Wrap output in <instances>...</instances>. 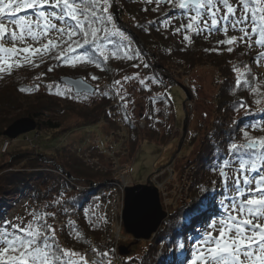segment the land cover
<instances>
[{
  "label": "snow or ice",
  "instance_id": "obj_1",
  "mask_svg": "<svg viewBox=\"0 0 264 264\" xmlns=\"http://www.w3.org/2000/svg\"><path fill=\"white\" fill-rule=\"evenodd\" d=\"M146 2L151 4L153 0ZM165 2L174 11L182 10L183 18L188 21L173 31L176 35L183 30L182 42L186 46L192 43V34H205L207 38L208 35L222 33L225 39L218 41L216 48L205 51L219 52L218 46L226 45L231 53L238 40L236 36L228 37L231 29L241 33L239 42H246L249 49L253 46V37L255 45L264 49V0H238L239 7L231 0H156L157 6L152 10L158 11ZM115 3L116 0H0V79L12 75L14 69L23 67L25 63L38 67L35 61L42 63L46 56L73 68L78 63L92 64L104 71L109 60L106 50L113 57L138 61L132 65L135 68L141 65L149 68L142 51L133 47L132 38L115 22L111 11ZM28 9L33 11V16L21 15ZM176 18L173 16L166 20L164 27L170 26ZM6 23L13 25V29L6 27ZM117 39L120 41L118 44ZM42 40L47 42L41 43V47L32 46L31 42ZM26 42L28 46L18 47V44ZM9 43L11 46L6 47ZM78 50H83L82 55H75ZM259 55L264 57V51ZM233 71L239 72L240 69L234 67ZM135 78L125 76L123 79ZM92 79L97 80L98 77L92 76ZM148 79L153 84L161 82L155 77ZM114 83L120 85L121 81ZM139 83L146 87L144 79ZM240 83L237 78L236 84ZM19 90L32 91L23 87ZM56 95L63 96L64 92L58 91ZM102 95L108 96L109 93L103 92ZM126 95L116 90L120 101L124 102ZM157 99L164 98L157 97L152 103L155 104ZM122 107L126 110L127 103H122ZM243 107L245 105L241 103L237 110ZM124 118L128 119L126 111ZM258 123L254 121L248 127L259 130ZM235 131L233 129V135L229 136L226 154L214 136L210 137L217 161L210 167L218 171L222 180V199L219 201L222 212L216 213L218 221L208 222V210L210 206L215 207L214 203L202 201L191 210L188 220H204L206 227L197 235L187 254L183 252L187 245L177 241V247L185 256L179 264H264V137L252 138L245 130L242 133L244 142L238 144L233 138ZM201 191L206 189L201 188ZM60 203L59 199L53 201L55 205ZM49 207L45 204L43 210L33 211L32 219L26 224L20 218H17L19 222L0 220V264H111L114 250L101 251L92 247L89 257L64 248L59 243L57 229L49 223V219L54 220L57 215L47 211ZM62 211L68 213L69 209L63 208ZM68 224L73 225V221L69 220ZM72 230L77 240L82 239L75 226Z\"/></svg>",
  "mask_w": 264,
  "mask_h": 264
},
{
  "label": "rangeland",
  "instance_id": "obj_2",
  "mask_svg": "<svg viewBox=\"0 0 264 264\" xmlns=\"http://www.w3.org/2000/svg\"><path fill=\"white\" fill-rule=\"evenodd\" d=\"M118 9L119 6L114 5L111 10L114 20L122 30H127L129 20L122 18L121 12ZM21 15L33 16L30 11L22 12ZM6 27L13 29L14 26L6 23ZM228 34L229 37L236 36L238 40L241 35L239 31H232L231 29ZM253 38V44L255 45V37ZM214 40V38H211L212 43ZM44 41L28 42H31L33 47H41V43H45ZM28 42L24 45L18 44V47H26L28 46ZM240 44L242 47L245 46L250 53L253 51V49L247 47V43ZM5 46L10 47L11 44L9 43ZM255 46L259 49V53L264 51L259 46ZM250 55L248 57L253 58V65H248L249 70L255 75L262 76L264 74V57H261L259 54L256 57L255 54ZM48 60L47 56L42 63L36 60L35 63L39 64L38 68L25 63L23 67L14 69L13 72L16 73L14 75L16 76L15 78L21 77L20 80L22 82L25 80L31 82L32 80L33 85H35L33 88L31 87V95H24V98L19 102L21 109L17 111V115H20V118H27L22 117L25 111L36 109L42 103L43 106L40 110L42 111V121L60 123L61 128L55 134L43 130V133L41 132L38 135L39 140L42 141H37L36 147L26 146L24 143L16 141L17 139L10 140L5 137L4 139L6 140L0 139V153H4L7 145L9 148L15 147L10 152L11 156L0 157V176L5 174L4 169L10 162L18 164L16 168L28 169L29 164L20 158L24 159L34 154L39 161L38 164L43 166V173L47 177L46 183L49 186L52 184V180L58 177H65L67 173L62 165L64 162L63 158H59L54 154L57 149L75 164L99 175L94 181L72 178L69 174H67V179L71 180L74 187L76 186V191L81 193L92 192L87 197L89 201L93 199L94 204L92 205V202H90L86 208L89 209L97 204L99 205L98 208L95 207L93 210L91 220L93 223L95 222L97 227L102 226L100 227L102 232L101 236L97 237V244L95 243L90 249L92 247L97 248L99 245L104 246L107 242L112 243V250L114 251L111 264H128V261L124 262L126 259L129 261L131 259L137 260L146 255L145 253L149 248L155 246V239L161 234L162 230L165 231L167 229L163 225L164 223L161 224L149 240H135L131 235L126 234L121 220L126 188L135 185H145L148 181L158 191L161 208L167 213V218L164 221L167 222L169 216L174 211L186 209L190 204L189 198L193 189L192 185L209 184L212 188V199L216 197V204L214 203V205H218L219 212H222L219 201L222 199L223 188L218 171L209 173V169H200L195 160L203 135L210 130L215 121L223 117L218 112L216 103V96L219 93L220 87H222V80L218 77L216 69L209 64V60H205L207 64L191 70L188 74H184L182 78H173L172 84H167L166 93L170 97L173 109V114L169 115L166 121L170 125V137L167 141L166 139L161 140L157 138L153 143H138L139 149L134 158L131 159L127 157V144L125 138L123 139L128 130L124 128V114L120 101H115L114 99L105 108L106 114H99V120L96 123L87 127L79 126L82 123V114L80 113H88L92 107L100 102L102 93L106 92L107 86L105 80L96 81L92 79V76H89V80V77L79 78L91 85L94 88V92L93 94L76 96L72 94L73 89L58 83L63 77L73 78L70 76V73H61L57 76L55 84L46 80V75L42 73V70L50 65L47 64ZM245 62V64L248 63V61ZM130 76H135L136 78L128 81L122 80L123 82L119 85V89L122 95L127 94L128 102L131 104L127 102V109L125 110L128 112V118L131 119L133 125L135 124L138 132H142L146 129V121L142 119V113L146 114V111H144L146 98L143 94L139 93V90H141L139 73ZM9 77L12 76L5 75L3 79L9 81ZM145 84L147 88H150L152 85L151 81L147 78ZM68 89H71V91H67ZM58 91L64 92V95H56ZM156 109L159 110V108ZM248 111L250 110H245L239 114L237 116L238 120L240 121V119L246 117V112ZM35 122L37 123V120ZM256 122H259L258 125L261 129H264V116ZM184 124L186 126L185 134H183ZM245 130L249 134L253 132L258 134L260 132L259 130L254 131V129L249 128L244 123L240 124L236 133V143H242V133ZM35 132L36 130L26 134V136L31 139L35 137V134H33ZM140 138L142 140L143 136H140ZM17 159L21 161H16ZM9 171L12 170L8 168L6 172ZM229 174L232 175L233 173L230 171ZM45 187L43 185L44 189H46ZM56 189L57 187L48 193L45 204L49 205L55 201ZM0 207H2L0 220L19 222L17 218H20L25 224L32 219L31 213L34 211V208H31L27 192H23L22 195L12 198L2 196L0 198ZM213 209L214 207H209V210ZM218 219V215L215 214L211 218V221H218ZM201 221L203 222H201L199 233L206 227V222L204 220ZM49 223H52L57 228V235L60 228H64L63 224H67L65 220L59 219L57 215L54 220L50 218ZM194 223L196 221H189L188 217L185 220L182 219L181 228L183 230L173 233V237L179 232L182 233V237L186 236L182 240L187 245L186 250H183L185 254L188 253L193 244L192 237H188L187 231H191V234L194 235L192 229ZM77 228L84 234L83 228L80 225L77 224ZM195 232L197 233L198 230H195ZM217 234L213 233V235ZM87 236L84 235V237ZM59 241L62 240L59 239ZM62 243L64 244V242ZM68 245L71 246L68 247L69 250L91 257V251L80 250L74 243L69 244L67 242ZM158 248H160V245H158ZM121 252L125 254L122 255ZM178 253L182 254V251L178 249ZM170 256H172V253L168 252L166 257L170 259Z\"/></svg>",
  "mask_w": 264,
  "mask_h": 264
},
{
  "label": "trees",
  "instance_id": "obj_3",
  "mask_svg": "<svg viewBox=\"0 0 264 264\" xmlns=\"http://www.w3.org/2000/svg\"><path fill=\"white\" fill-rule=\"evenodd\" d=\"M231 2L239 7L238 0H231ZM115 6H119L118 11L121 12V17L129 20L127 30L124 31H127L126 33L132 38L133 47L139 48L142 51L150 67L144 68L143 65H141L139 68H135L132 65L138 63V61H127L113 57L111 52L106 50L105 54L109 56V60L104 66V71L97 69L92 64L78 63L77 66L73 68L69 65H65L63 61H56L49 58L47 64L50 65L42 70V73L46 75V80L55 84L57 76L66 72V74L70 73V76L73 78L96 76L98 77L96 81L105 80L107 86L106 92H108L109 95H103V100H100V102L92 107L88 113H80L82 114V123H80L81 125L79 124L80 127H87L88 125L96 123L99 120V114H106L105 108H107L114 99L115 101H120L116 96V90L120 87L114 83L116 80H120L122 83L125 81L123 79L125 76L139 73V77L145 81L146 78L148 79L149 77H155L158 81H161L156 84L152 83L150 88L144 85L140 86L141 90H139V93L143 94L146 98V107L144 109L146 114L142 113V119L146 121V129L144 131L138 132L135 124L133 125V123H131V119L128 118L126 120L123 117L125 121L124 128L128 130L123 139L125 138L127 144V157L131 159L134 158L139 149L138 143H153L157 138L161 140L166 139L167 141L170 137V125H168L166 121L169 118L168 116L173 114V109L172 103L166 93L168 88L167 84H172L173 78H182L184 74H188L191 70L207 64L205 60H209V64L216 69L218 77L222 80V87H220L219 93L216 96V103L217 110L223 117L215 121L210 130L203 135V139L199 143V150L195 160L200 169H209V173L215 172L210 167L217 163L215 160L213 142L210 137L214 136L216 143L219 144L222 152L226 154L230 144L229 136L233 135V129H236L233 136L235 140L240 124L244 123L246 126H249L254 121L256 122L264 116V74L262 76L255 75L249 70L250 68L248 66L253 65V58L248 57V55L251 54L250 56H252L255 54L256 57V55L259 54V49L253 44L251 48L253 51L250 53L247 51L248 49H246L245 46L242 47L240 44L241 42L237 40V46L234 47L231 53L227 51L226 45H219V52L205 51V49L216 48L217 42L225 39V35L222 33L208 35L207 38L205 34L199 36L192 34V43L186 46L185 43L182 42L183 30L181 34L176 35H173V31L174 28L180 27L181 23L186 25L188 21L183 18L184 13L182 10L174 11L166 2L160 5L158 11L152 10L157 6L156 0H153L151 4H148L146 0H116ZM26 11H30L33 15L31 9ZM222 14L223 13H221V15ZM173 16L177 18L172 20L170 26L165 28V21L172 19ZM142 29H147V31H143ZM157 29H159V31ZM227 35L229 37V34ZM211 38L215 39L213 43ZM44 42L46 43L47 41L45 40ZM116 43L118 44L120 41L117 39ZM181 49L184 50L182 51ZM82 51L83 50H78L75 55H82ZM245 61H248V63L245 64ZM245 66L248 68L247 72H245ZM234 67L239 68L240 71H233ZM49 68L52 70L49 71ZM14 75H16V73L13 72L11 75L12 77L8 78L10 79L9 81H5L4 79L0 80V139L2 140H6L3 137V132L14 121L21 117L17 115V111L21 109L19 102L24 98V95H31L32 93V91L21 92L19 89L22 87L26 89L30 87L31 89V87L33 88L35 86L32 80L31 82L27 80L22 82L20 80L21 77L15 78L16 76ZM237 78L241 81L240 85L236 84ZM89 79L90 77L88 80ZM157 97H163L164 99H157V102L153 104V99ZM128 101L126 95V100L124 102L120 101V103L122 105V103H127ZM241 103L244 104L245 107L237 110ZM128 104L130 103L128 102ZM42 106L41 103L36 109L25 111L22 116L37 120V129L36 132L33 133L35 137L29 139L24 135L17 138L16 141H20L26 146L30 145L31 147H36L37 141H42L39 140L38 135L41 132L43 133V130L55 134L61 128L60 123L42 121V111H40ZM156 108H159V110ZM245 110L250 111L246 112V117H243L239 121L237 116ZM123 114H125L124 108ZM258 127L260 132L258 134L255 132L250 133V137L255 139L264 137V129H261L259 125ZM254 131L258 130L254 129ZM140 136H143L142 140L144 141L141 140ZM241 142H244L243 136ZM14 148L15 147L9 148L7 145L4 153H0V157L4 158L6 156H11L10 152H12ZM54 154L59 158H63L64 162L62 165L67 171L65 177L55 178L52 180V184L48 186L46 183L47 177L43 173V166L38 164V159L34 154H31V156L29 155L24 159L20 158L23 161L25 160V163L29 164L28 169L16 168L18 164H13L14 162H10L4 169L5 174L0 176V198L2 196L12 198L22 195L23 192H27L31 208H34V211H38L43 210V204L45 205L48 193L57 187V194L54 200L59 199L61 203L60 205H55L53 203L49 204L50 207L47 211L56 212L59 219L62 218L67 223L63 224L64 228H60L59 230L57 237L62 240L59 241V243L66 249L71 247L69 245L67 246L68 242L69 244L74 243L80 250L91 251L90 247L95 243L97 244V237L101 236L102 232L100 228L102 226L97 227L95 222L93 223L91 220L95 206L89 209L86 208L90 202H92V205L94 204V200L91 199V201H89L88 198L89 194L92 192L88 191L81 193L76 191V186L74 187L71 180L67 179V174L72 178L87 181H94L99 175L75 164L70 158H66L65 155L61 154L58 149ZM8 168L12 171L6 172ZM43 185L46 186V189L43 188ZM192 188L189 198L190 204L186 209L174 211L173 214L169 216L167 222L163 221L164 224H162L165 225L167 229L165 231L162 230L161 234L155 239V246L149 248L145 253L146 255L141 258L137 260L131 259L130 261L126 259L124 262L128 261V264H130V262L131 264H179V262L185 258L182 256L184 254L178 253L179 248L177 247V241H182L183 238H186V236L182 237V233H180L183 230V228H181V220L187 219L191 210L197 208L202 201L206 203L210 201L216 204V197L213 199L211 197L212 188L209 184H194ZM201 188L206 189V191H201ZM63 208H68L69 212L64 213L62 211ZM217 210L218 205H215L213 210H208V217H213L214 213H217ZM0 211L2 212V207H0ZM86 212L88 213L87 216L85 215ZM69 220L73 221V225L68 224ZM201 222L203 221L197 220L196 223L192 225L194 235L191 234V231H187L188 237H192L193 242L199 234ZM77 224L83 228L84 232V234H82L79 231L82 234V239L80 240H77L72 230L73 226H75L76 229L79 228H77ZM195 230H198V232L196 233ZM175 231H180L176 234L177 237L176 235L173 237ZM84 235L88 236L84 237ZM62 242H64V244ZM158 245H160V248H158ZM97 248L101 251L112 250L113 245L107 242L106 245H99ZM168 252L172 253L170 259L166 257ZM189 252L190 250H188V253Z\"/></svg>",
  "mask_w": 264,
  "mask_h": 264
},
{
  "label": "water",
  "instance_id": "obj_4",
  "mask_svg": "<svg viewBox=\"0 0 264 264\" xmlns=\"http://www.w3.org/2000/svg\"><path fill=\"white\" fill-rule=\"evenodd\" d=\"M58 83L73 89L77 94L94 92L91 85L79 78L63 77ZM36 129L37 124L34 119L20 118L3 132V137L15 140ZM185 133L184 124L183 134ZM166 218L167 213L161 208L158 191L148 181L145 185H135L125 189L121 220L126 234L131 235L135 240H149ZM121 254L125 253L121 252Z\"/></svg>",
  "mask_w": 264,
  "mask_h": 264
},
{
  "label": "bare ground",
  "instance_id": "obj_5",
  "mask_svg": "<svg viewBox=\"0 0 264 264\" xmlns=\"http://www.w3.org/2000/svg\"><path fill=\"white\" fill-rule=\"evenodd\" d=\"M72 93V92H71ZM72 94H74V95H76V96H82L83 94H85V93H75L74 91H73V93ZM100 97H103V95L102 96H100ZM95 100H96V98H94ZM99 100V99H98ZM100 100H103V99H100ZM96 102V101H95ZM217 213H219V210H217ZM212 218V217H211ZM211 218H209V220H208V222H211ZM193 242V241H192ZM191 242V243H192Z\"/></svg>",
  "mask_w": 264,
  "mask_h": 264
}]
</instances>
